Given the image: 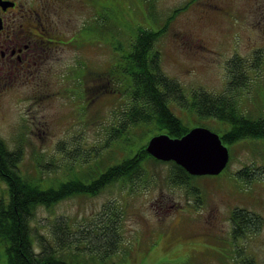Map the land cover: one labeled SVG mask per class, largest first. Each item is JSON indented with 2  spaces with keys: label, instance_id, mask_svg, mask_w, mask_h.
I'll use <instances>...</instances> for the list:
<instances>
[{
  "label": "rangeland",
  "instance_id": "obj_1",
  "mask_svg": "<svg viewBox=\"0 0 264 264\" xmlns=\"http://www.w3.org/2000/svg\"><path fill=\"white\" fill-rule=\"evenodd\" d=\"M99 1L103 5L101 29L108 24L123 28L122 32L117 29L119 35L115 30L100 31L105 51L98 48L92 55L100 67L112 62V45L123 42L126 47L139 26L155 31L164 28L174 10L186 5L167 25V33L156 46L164 73L178 81L189 98L198 90L215 96L230 94L227 88L233 72L242 71L246 88L239 95L234 93L239 112L253 119L264 115V31L258 28L263 21L264 13L259 11L264 2ZM64 14L68 20L60 24L69 32L85 20L82 12L66 8L63 18ZM76 55V50L64 49L58 56L66 67L76 63ZM88 68L93 70L91 60ZM60 72L55 69L52 78H47L52 95L64 87L69 90L56 102L28 99L36 92L31 84L24 83L14 82L0 94V139L10 150L22 151L20 172L30 182L54 180L58 184L69 179L67 174H84L89 166H95L94 160H106L105 167L129 154L126 144L106 145L117 121L113 109L122 105L124 93L117 94L118 103V97L113 98V83L107 75H97L92 82L89 77L80 78L83 86L79 83L78 97L75 83L65 81ZM48 90L42 89L45 93ZM83 98L84 102L80 101ZM171 109L189 128L204 127L220 136L231 129L227 122L200 119L176 103ZM136 133L140 144V131ZM229 152L228 168L219 175L195 178V192L171 182L172 165L168 162L148 163L142 178L134 182L138 187L134 192L128 183L120 181L96 196H76L51 207H38L31 221L34 241H52L56 226L67 225L72 244L61 252L74 264H239L243 256L264 264V139L235 143L229 146ZM109 156L113 157L110 162ZM245 167H251L250 176L254 172L258 176L248 181L240 179L238 172ZM6 188L0 182V195ZM235 210L260 216L263 224L259 232L235 237ZM0 264H7L2 244Z\"/></svg>",
  "mask_w": 264,
  "mask_h": 264
},
{
  "label": "trees",
  "instance_id": "obj_2",
  "mask_svg": "<svg viewBox=\"0 0 264 264\" xmlns=\"http://www.w3.org/2000/svg\"><path fill=\"white\" fill-rule=\"evenodd\" d=\"M250 1H254L257 5L264 2V0ZM49 4L50 10H56L57 14L67 8L70 12L77 11L85 15V20L82 21L80 27L74 29L76 31H72L70 37L68 35L69 49L77 52L76 63L68 66L70 68L68 79L75 83L76 91L74 92L78 97L81 95L79 83L83 86L80 78L89 77L92 82L91 78L94 80L97 75L100 78L107 75L108 80L113 83V98L118 97L117 94H121V91L124 93V102L120 105L122 108L117 106L113 109L117 121L116 126L114 125L110 132L111 138L106 142V145L113 142L126 144L125 149L129 150V154L121 162L105 167L103 165L104 162H107L106 160L104 161L102 158L99 161L94 160L95 166H89L88 171L84 174L82 172L80 175L77 173L67 174L69 179L61 180L58 184L54 180L51 183H47L45 180L30 182L20 172L22 151L19 148L10 150L6 142L0 139V182L7 186V193L0 195V244L5 247L7 264H74L69 262L65 254L61 252L72 244L67 236V227L69 226L57 225L52 241L47 239H44L45 242H37L36 239L34 241V229L31 226V221L37 208L51 207L76 196H96L108 186L120 181L128 183L132 192L137 190L138 187L134 186V182L144 175V166L148 163L155 165L163 163L146 151L148 141L159 134L180 138L190 131V128L171 109L173 103L192 110L200 119L211 118L229 123L231 129L221 136L223 144L228 148L230 145L248 139H264V115L253 119L239 112L241 109L237 101L238 96L236 97L234 93L239 95V92L246 88L245 81H243L244 72H233L227 88L230 94L223 93L215 96L198 90L188 98L184 94L181 84L167 76L162 70V56L156 46L167 33V25L183 9L187 8L186 5L174 10L164 28L155 31L139 26L136 36H132L129 42L128 39L125 40L128 42L125 43L126 47L123 42L112 45V50H115L112 62L100 67V63L96 64L94 62L96 60L92 56L97 53L98 48L105 51L101 48L100 31L115 30V33L119 35L117 29L122 32L123 28L119 25L108 24L109 26L104 25L106 30L101 29L103 5L101 7L99 0H50ZM254 8L256 9V6ZM260 10L259 12L264 13L263 7ZM64 16L62 18L64 22H67L68 18L66 19L65 14ZM262 17L263 21L258 28L264 31V16ZM112 43L110 39V44ZM90 60L93 63V70L88 68ZM234 63L236 64V60ZM71 70H73L72 73ZM62 94L57 90L54 96L60 98ZM87 100L86 103L89 101ZM80 101L84 102V98ZM119 102L121 103L118 97ZM86 103L85 106H89V103ZM137 130L141 135L139 136L140 144L135 139ZM112 159L113 157L109 156L108 162ZM168 163L172 165L171 182L175 186H183L188 191L195 192L194 179L201 176L189 174L182 166L173 161ZM85 164H87V160ZM102 167L103 170L97 172ZM68 169L71 170V167ZM251 171V167H245L238 172V176L244 181H248L247 178L252 180L259 173L254 172L250 176L249 172ZM141 186L148 188L146 184ZM232 213L235 237L245 236L247 232H259L263 224V219L260 216L243 210H235ZM41 238L43 239V237ZM241 258L243 259L239 264H258L253 257L243 256Z\"/></svg>",
  "mask_w": 264,
  "mask_h": 264
},
{
  "label": "flooded vegetation",
  "instance_id": "obj_3",
  "mask_svg": "<svg viewBox=\"0 0 264 264\" xmlns=\"http://www.w3.org/2000/svg\"><path fill=\"white\" fill-rule=\"evenodd\" d=\"M49 2L0 0V94L14 82L31 84L36 94L28 99H53L56 102L57 97L48 90L47 78H52L53 70L57 69L58 73L61 69L60 76L69 81L68 64L62 66L64 59L58 55L69 49L68 35L70 37L76 30L69 32L62 28L63 11L57 14L56 10H50ZM44 88L49 92H43ZM58 91L68 93L66 87Z\"/></svg>",
  "mask_w": 264,
  "mask_h": 264
},
{
  "label": "water",
  "instance_id": "obj_4",
  "mask_svg": "<svg viewBox=\"0 0 264 264\" xmlns=\"http://www.w3.org/2000/svg\"><path fill=\"white\" fill-rule=\"evenodd\" d=\"M146 151L157 160L175 162L193 176L219 175L230 160L220 136L204 127L192 128L180 138L156 135L148 141Z\"/></svg>",
  "mask_w": 264,
  "mask_h": 264
}]
</instances>
